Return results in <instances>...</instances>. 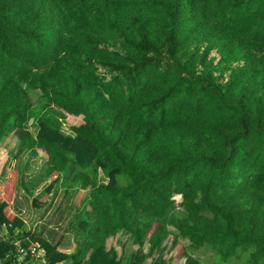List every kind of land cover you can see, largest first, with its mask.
<instances>
[{
  "label": "trees",
  "instance_id": "16d2710c",
  "mask_svg": "<svg viewBox=\"0 0 264 264\" xmlns=\"http://www.w3.org/2000/svg\"><path fill=\"white\" fill-rule=\"evenodd\" d=\"M30 90L44 101L35 121ZM52 106L83 122L64 132ZM11 135L10 236L28 151L50 179L33 205L69 163L89 189L75 252L22 230L48 263L146 264L147 243L172 264L160 259L172 235L182 264H264V0H0V144ZM123 230L139 247L128 262L108 245ZM11 251L1 240L0 264Z\"/></svg>",
  "mask_w": 264,
  "mask_h": 264
},
{
  "label": "rangeland",
  "instance_id": "374dc122",
  "mask_svg": "<svg viewBox=\"0 0 264 264\" xmlns=\"http://www.w3.org/2000/svg\"><path fill=\"white\" fill-rule=\"evenodd\" d=\"M211 55L215 58V61L218 58V55L216 52H212ZM101 73H104L103 70H100ZM29 98L32 103V109L31 114L32 118L35 121L37 117L44 112V109H42V105L44 103L43 99L39 96L37 92H34L33 90L29 91ZM47 110H52L54 112L60 113V119H61V126L64 132L70 133L72 126H77L83 122V115H71L63 111L57 106H52ZM32 119L30 120V122ZM30 131L34 134L36 129L33 126H30ZM8 137H5L4 140H6ZM17 140V137L15 135H11V138L7 142L8 151L11 153L13 152V148L15 146V142ZM2 146H0V149ZM42 152L40 151H28L23 157H19L15 163V165L19 168V174H45L44 173V156L40 155ZM2 174V173H1ZM62 180L60 182V186L64 189H61L56 195L53 197V193L48 197L50 202L55 207L56 213H54V216H52V219H55L56 222H60V230L64 229V231L68 230L69 235L66 240V244H76L77 236L73 235L72 231H76L79 235V232L75 226H72V230H70L71 226L68 224L67 217L72 215L73 210H79L80 205H82L81 208H83L86 205V201L88 199V196H86L87 190L86 188H82L80 186V181L77 179V172L75 171V167L73 164L69 163L67 167L65 168L64 172L62 173ZM96 178L101 180L103 173L98 170L96 173ZM40 196V195H39ZM37 196V197H39ZM53 197V199H52ZM175 201L178 202L180 197L175 196ZM81 203V204H79ZM58 204V206H57ZM178 207V206H177ZM179 208V207H178ZM58 216V217H55ZM30 221L36 220V218L29 217ZM169 229L175 232V228L173 226H169ZM173 236L170 235L168 239H166L163 242L164 250L160 254V259L168 260L172 264H182L184 262L183 256H180L177 251L180 247V244L174 245L172 244V238ZM180 243L188 248L189 242L187 239L180 237L179 238ZM108 245L110 247H115L117 254L119 258L123 262H128L131 256L134 254L135 251L139 250L138 245L134 244L133 242V236L129 231L123 230L116 234L115 236H112L108 240ZM144 254H146L145 263L146 264H154L158 254L157 252H153L152 254L146 253L148 250V244L145 243L141 247ZM192 254V252H190ZM204 256V255H202ZM203 264V263H201Z\"/></svg>",
  "mask_w": 264,
  "mask_h": 264
},
{
  "label": "crops",
  "instance_id": "0c3cea01",
  "mask_svg": "<svg viewBox=\"0 0 264 264\" xmlns=\"http://www.w3.org/2000/svg\"><path fill=\"white\" fill-rule=\"evenodd\" d=\"M10 138L11 136H9L6 140H4L0 144V146H2L0 150L1 151L4 150L5 151L4 153L6 155V158L4 160L5 163L4 162L2 163V168L0 171V184L6 179L8 167L10 163L13 161L14 148H13V152L10 153L6 145ZM62 175L63 174H61V177L58 180V182L55 183L53 189L48 194L45 201L42 204L33 205L32 199L37 198V196L39 195L40 196L42 195L44 189L50 184V179L46 174H19L15 193L10 204V210L12 213H14L23 220V227L21 230L32 231L34 233L41 235L49 243L56 245L57 249L61 252L73 253L76 251V244L74 243L70 245L66 244V240L69 235L68 230L66 231H64V229L60 230V225H61L60 222L57 223L55 219L50 220L52 216H54V213H56L54 212L56 206H53L50 200H48L49 199L48 197L51 195V193H53V197H54L56 193H58L61 189H64L60 186ZM86 190H87L86 196H88L86 202H88L89 189L86 188ZM86 205L83 208H81L82 205H80L79 210L72 211L71 218L69 216L67 217L68 220H64V221H68V224L71 226L70 230H72L73 228L72 226H75V222L82 217ZM29 217L36 218V220L30 221ZM72 233L73 235L77 234L76 231H72ZM8 236L9 235L7 232V228L2 227L0 229V241L8 238Z\"/></svg>",
  "mask_w": 264,
  "mask_h": 264
},
{
  "label": "built area",
  "instance_id": "2783aa9c",
  "mask_svg": "<svg viewBox=\"0 0 264 264\" xmlns=\"http://www.w3.org/2000/svg\"><path fill=\"white\" fill-rule=\"evenodd\" d=\"M9 241L12 244V251L7 264H50L45 248L27 236L19 235L18 229Z\"/></svg>",
  "mask_w": 264,
  "mask_h": 264
},
{
  "label": "clouds",
  "instance_id": "9594fccd",
  "mask_svg": "<svg viewBox=\"0 0 264 264\" xmlns=\"http://www.w3.org/2000/svg\"><path fill=\"white\" fill-rule=\"evenodd\" d=\"M37 198H39V197H37ZM17 229L19 230V235H21V236H26V235L23 234V231H22L21 229H19V228H17ZM15 230H16V229H15ZM15 230H14V232H15ZM8 235H9V234H8ZM13 235H14V234H13ZM13 235H11V236L9 235L8 238H6V239L8 240V239H9L10 237H12ZM27 237H28V236H27ZM28 238H29V237H28ZM58 264H62V263H58Z\"/></svg>",
  "mask_w": 264,
  "mask_h": 264
}]
</instances>
